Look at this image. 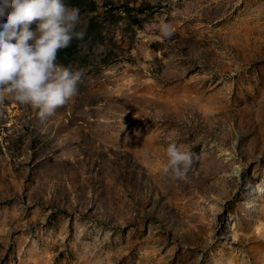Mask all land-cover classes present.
<instances>
[{
	"label": "rangeland",
	"instance_id": "obj_1",
	"mask_svg": "<svg viewBox=\"0 0 264 264\" xmlns=\"http://www.w3.org/2000/svg\"><path fill=\"white\" fill-rule=\"evenodd\" d=\"M64 3L77 95L0 103V264H264V0Z\"/></svg>",
	"mask_w": 264,
	"mask_h": 264
},
{
	"label": "clouds",
	"instance_id": "obj_2",
	"mask_svg": "<svg viewBox=\"0 0 264 264\" xmlns=\"http://www.w3.org/2000/svg\"><path fill=\"white\" fill-rule=\"evenodd\" d=\"M79 21V9L64 0H0V103L11 98L30 104L43 122L75 98L83 70L56 61L59 50L83 39L84 32L76 31ZM34 22L35 31L30 27ZM158 27L163 38L174 33L163 21ZM166 155L163 173L186 180L194 160L191 149L169 143Z\"/></svg>",
	"mask_w": 264,
	"mask_h": 264
}]
</instances>
